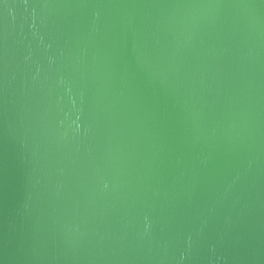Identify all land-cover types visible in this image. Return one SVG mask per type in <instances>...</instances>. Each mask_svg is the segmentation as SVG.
Instances as JSON below:
<instances>
[{
	"label": "water",
	"instance_id": "water-1",
	"mask_svg": "<svg viewBox=\"0 0 264 264\" xmlns=\"http://www.w3.org/2000/svg\"><path fill=\"white\" fill-rule=\"evenodd\" d=\"M0 264H264V0H0Z\"/></svg>",
	"mask_w": 264,
	"mask_h": 264
}]
</instances>
